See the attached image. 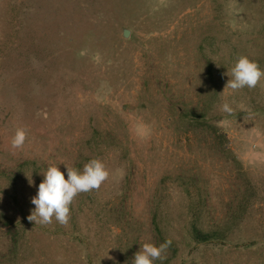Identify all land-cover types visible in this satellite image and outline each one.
I'll list each match as a JSON object with an SVG mask.
<instances>
[{
  "label": "rangeland",
  "instance_id": "rangeland-1",
  "mask_svg": "<svg viewBox=\"0 0 264 264\" xmlns=\"http://www.w3.org/2000/svg\"><path fill=\"white\" fill-rule=\"evenodd\" d=\"M241 56L264 70V0H0V264L166 240L154 264H264V79L225 88ZM91 159L110 176L68 224L27 219L49 166Z\"/></svg>",
  "mask_w": 264,
  "mask_h": 264
},
{
  "label": "clouds",
  "instance_id": "clouds-1",
  "mask_svg": "<svg viewBox=\"0 0 264 264\" xmlns=\"http://www.w3.org/2000/svg\"><path fill=\"white\" fill-rule=\"evenodd\" d=\"M226 75L230 79L225 88H230L235 92L245 87L256 88L264 79V70L260 68L257 62L246 56H241L231 68L230 73L227 71ZM221 111L231 114L233 109L229 103L225 102L221 106ZM27 138L26 129L17 128L11 139V147L22 149ZM65 167L67 179L57 165H51L43 172L44 179L39 184L37 194L31 198V203L35 207L27 217L30 222H35V225L51 224L53 218L61 225L68 224L70 206L75 198L81 193L99 190L110 176L105 164L99 159L88 161L83 166L82 171L68 165ZM28 179L31 185L33 181L29 177ZM170 245L171 240H166L159 246L153 243H144L140 250L134 254L132 264H154L157 260H163L165 259L164 253Z\"/></svg>",
  "mask_w": 264,
  "mask_h": 264
},
{
  "label": "trees",
  "instance_id": "trees-1",
  "mask_svg": "<svg viewBox=\"0 0 264 264\" xmlns=\"http://www.w3.org/2000/svg\"><path fill=\"white\" fill-rule=\"evenodd\" d=\"M201 234L203 235V233L201 232ZM201 235V236H202ZM210 238V236L208 234H204L202 237H201V240H208Z\"/></svg>",
  "mask_w": 264,
  "mask_h": 264
},
{
  "label": "water",
  "instance_id": "water-1",
  "mask_svg": "<svg viewBox=\"0 0 264 264\" xmlns=\"http://www.w3.org/2000/svg\"><path fill=\"white\" fill-rule=\"evenodd\" d=\"M129 34H130V33H129V30H126V31H125V36H129Z\"/></svg>",
  "mask_w": 264,
  "mask_h": 264
}]
</instances>
